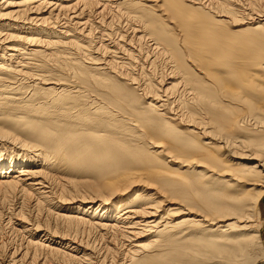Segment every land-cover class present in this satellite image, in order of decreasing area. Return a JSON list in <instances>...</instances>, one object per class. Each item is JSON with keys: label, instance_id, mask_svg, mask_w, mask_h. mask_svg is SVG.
<instances>
[{"label": "bare ground", "instance_id": "6f19581e", "mask_svg": "<svg viewBox=\"0 0 264 264\" xmlns=\"http://www.w3.org/2000/svg\"><path fill=\"white\" fill-rule=\"evenodd\" d=\"M263 193L264 0H0L18 264H249Z\"/></svg>", "mask_w": 264, "mask_h": 264}, {"label": "rangeland", "instance_id": "374dc122", "mask_svg": "<svg viewBox=\"0 0 264 264\" xmlns=\"http://www.w3.org/2000/svg\"><path fill=\"white\" fill-rule=\"evenodd\" d=\"M52 77H54V76H52ZM209 130L213 133V131L211 129H209ZM215 144L218 145L217 143H215ZM184 176L192 178V174L185 173ZM137 188L138 189H147V190H149L151 192V194H154V191H156L152 186L143 184L142 182L138 183ZM54 192L56 193V188L55 187L53 189V193ZM56 196H58V195H56ZM56 196L53 195V197H54L53 201L57 199L54 202H56V203L60 202L59 201L60 200L59 196L58 197H56ZM154 197H156V194L154 195ZM11 198H9L8 201L7 200L2 201L3 198L0 197V264H7L10 260H14V261H16V264H18L17 261L20 258L18 254L20 253L21 249H22V252H23V247H20L21 244L23 243L22 242L23 240L19 237L20 232H17L16 229H20L21 227H19V226H21L22 224H20L19 222H16L15 220L16 219H21V214L24 215L25 218L28 220V221L26 220L27 222H25V224L26 223L27 224L31 223L32 225H35V226L38 225V224H39V226H41L42 225L41 223H43L41 228H44L46 226L53 227V225H54L53 220L50 218V216L48 217V215L46 214V211H40L41 213L43 212L42 214L40 213L42 215L41 217L39 216L40 214H38L39 212L38 211L36 212V210L32 211L33 209L30 208V206H28V210H27L28 213L26 212V210L23 213L18 212L19 210L21 211V209H20V207L22 205L21 201L19 200L18 197H12L11 196ZM167 198H169V197L165 196L162 199H167ZM17 200H18V202H17ZM122 200H125V197H123ZM118 201L119 200H115V201H113L112 204L115 205L116 203H118ZM76 203L78 204L79 202H75V204L71 203V204H60V205L66 206L67 208L68 207L71 208L73 206H76ZM57 205H59V203H57ZM84 205L85 204H81L80 207H82ZM16 207H18V208H16ZM176 207L177 206L175 205V208ZM34 215L37 216V217L35 218ZM183 215L184 214H180L178 216L175 215L174 218H177V219L178 218H182V217H184ZM255 215H256V219H257V220L255 219V225L257 226L258 237L255 239V242H254L255 245L254 244L253 245L256 246V247H259V248H255V249L253 248L254 251H256V252L258 251L257 253L254 252L253 250L250 251L252 249V247H250L251 249L249 248V252L250 253L253 254V252H254L255 254H257L256 255L257 257L255 256V254L252 255V256H254L253 258H251L252 256L249 257L251 260L255 259V261L253 260L249 264H264V193H263L261 199L259 200V202L257 203L256 210H255ZM38 217H40V221L39 222H38V219H39ZM11 218H13V219L11 220ZM43 218H44V220L47 219V221L44 222ZM9 219H10L11 222H9ZM34 220L37 221V224L36 223H32ZM9 223L11 225H9ZM17 223L19 224V226H18ZM50 231H51V229H50ZM89 233L90 234H88V232H87V234L85 233L86 235H84V237H89L88 240H91V242H92V240L94 238L93 235H95V234L91 233V232H89ZM12 252H14V254L9 257V255H11ZM249 255H251V254H249ZM249 261L250 260H248V262Z\"/></svg>", "mask_w": 264, "mask_h": 264}]
</instances>
